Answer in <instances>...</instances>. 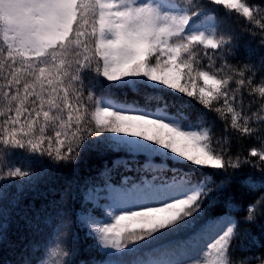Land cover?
Returning a JSON list of instances; mask_svg holds the SVG:
<instances>
[{"label": "snow or ice", "instance_id": "1", "mask_svg": "<svg viewBox=\"0 0 264 264\" xmlns=\"http://www.w3.org/2000/svg\"><path fill=\"white\" fill-rule=\"evenodd\" d=\"M218 11L264 46V0H0V156L73 165L56 171L70 174L64 211L78 230L65 224L47 258L28 264H73L81 239H94L106 264H236L249 250L242 225L264 219V82L232 62L239 33ZM168 91L202 111L170 105ZM91 162L99 183L81 196L73 174ZM38 175L0 165L5 183Z\"/></svg>", "mask_w": 264, "mask_h": 264}, {"label": "trees", "instance_id": "2", "mask_svg": "<svg viewBox=\"0 0 264 264\" xmlns=\"http://www.w3.org/2000/svg\"><path fill=\"white\" fill-rule=\"evenodd\" d=\"M217 16L220 19L221 27L224 29H235L239 33L236 55L232 62L236 64L250 65L252 71L256 72L255 82H264V63L261 58L264 57V46L260 44L259 37L253 38L246 33H240L237 22L234 19L225 17L223 12L218 11ZM246 75L251 72L245 69ZM153 89H144V92L154 93ZM116 98L123 100L126 98L129 102L138 101L141 106L145 105L143 95H136L131 90H116ZM170 105L179 107L181 104L191 105L193 118L202 109L194 101L187 97L175 95L171 91L163 93ZM150 109H155L157 104L153 101L147 105ZM176 107L171 108L175 112ZM211 119L212 117L209 116ZM219 128V121H217ZM250 142L244 144V148L251 147ZM232 151H236V145L233 144ZM0 165H11L22 167L26 170L39 172L36 179L31 183L22 182L21 179L13 178L4 184L0 192V209L3 214L0 215V225L7 229L5 240H0V264H28L29 261H38L47 258L46 249L54 248L58 242L60 232L64 230L65 224L71 225L73 229L78 230V222L72 221V209H68V215L65 216V208H68V199L63 195L61 185L67 187L68 172H57V167L70 168L73 165L55 166L51 161L40 158L36 154L24 153L18 151L10 155L7 159L0 156ZM100 165L91 162L89 166L83 165L80 172L75 173L79 179V195L85 194V184H91V178L95 177L99 183L100 177L98 170ZM246 171H251L246 169ZM91 199H105V194L100 197H91ZM82 201H75V211L79 214ZM99 215V213H97ZM235 214V213H234ZM83 219V216L81 217ZM242 227H248L251 231L250 240L247 241L249 250L235 253L236 264H242L241 258L245 260L253 256H264V219L255 224ZM183 234H178L174 239H181ZM71 250L72 242L70 237H62ZM114 251V250H113ZM43 252V256H39ZM73 264H106L110 259L105 251L94 239L85 242L81 239L75 245V253L70 257ZM111 259H132V257H117Z\"/></svg>", "mask_w": 264, "mask_h": 264}]
</instances>
